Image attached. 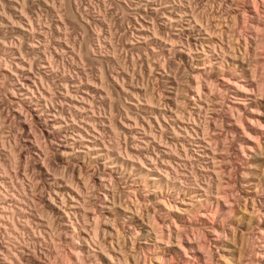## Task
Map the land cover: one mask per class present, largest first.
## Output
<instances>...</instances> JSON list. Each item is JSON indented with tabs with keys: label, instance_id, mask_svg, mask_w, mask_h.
Listing matches in <instances>:
<instances>
[{
	"label": "rangeland",
	"instance_id": "obj_1",
	"mask_svg": "<svg viewBox=\"0 0 264 264\" xmlns=\"http://www.w3.org/2000/svg\"><path fill=\"white\" fill-rule=\"evenodd\" d=\"M67 1L68 3H66V0H0V208L4 206L9 209L5 213L0 210V250H2L0 251V264H3L2 259L4 257H2V255L7 251L8 246L6 233L8 231V218H5L7 217V213H11L13 220L20 223V225L21 222H31L33 229H37L36 235L39 237H36L37 242H33L35 238L27 233L26 227V230H23V228H21L22 225H18L20 227V229L19 227L18 229L21 231V235L19 234L22 238L21 240L25 245H30L27 253L38 255H36L38 260L36 259L35 264H66V262L67 264H125L118 260L125 257L129 258L131 254L135 256V260L138 264H149L156 255L154 254L155 250H157V248H154L155 242L153 238L145 240L142 236H136L137 230L143 232L144 225H140V222L133 223L130 221V217L135 216V213L126 210L125 205L129 202L127 201V192L133 190L134 192L131 198L137 203L138 201L140 202L138 203L141 207L139 208L140 212L144 213L148 210L151 212V215L155 214L154 216L159 222H169L170 218L160 219V216L154 213L155 208L158 212V208L156 207L154 199V192H157V190H154L152 187L153 181L147 180L143 175H139V167L135 168L132 173H128V171L125 170L123 174H119V172L122 171L120 167L110 168L112 164L102 159L91 161L89 158H86L85 161H82L80 157L76 156H83L84 154L81 153H77L68 160L61 156H56V152L53 149L54 146H51L46 138L51 128L45 127L42 123H37L31 114V110H36L42 115L41 104L32 95H24L27 90L21 87L20 78L24 76V74H28L31 80L29 84L38 80L40 74L43 72L40 67V56L42 57L45 54V57L53 58L52 61L55 66L57 65L61 74L71 73L74 75L76 72L78 75L80 73L84 80H95L97 83L100 81L98 78H100L102 74L104 81L108 78L105 84L109 86H107V88L110 89L109 92L111 91V97H114L113 99L118 110H116L114 106L115 109L113 108V114H117L115 119L119 126L121 125L119 120L125 121L126 115H124V113H127L126 109H121L123 106L120 104L124 102L123 104L127 105V108L134 107L133 104L136 105L132 103L135 102L132 101L135 99L128 97L132 94L131 92L135 91L148 94V96L153 95L156 98H160L161 96V100L170 102V104L173 105L172 100L176 98L173 97L176 86H171L168 81H166L168 79L166 71L173 72V76L171 77H174L175 73V78L180 80L186 76V74L182 75L184 68H187V72L191 70V67L188 66L185 61L181 62L178 59L172 58L167 50L164 51L171 43L170 40L177 38L176 35L174 36L173 34L174 30L171 32L170 26L165 24L167 23V18L164 15H167L170 7L179 2V0ZM181 1L187 2L188 0ZM191 1L193 6L199 7L201 11L207 10V12H209L210 10L216 11L226 9L222 7V5H224L221 4L222 0ZM69 3L77 19L73 20L72 16L67 12V5ZM156 11L159 14H157ZM28 16L30 17L28 18ZM155 20L156 22H154ZM87 44H92L91 52L95 54L91 55V58H94L93 61H91L92 59L89 61L87 60L83 65L78 59V54L75 53L79 52L81 48L84 49ZM93 49L95 51H93ZM99 57L100 61L95 59ZM21 65L27 68L22 76L20 75L22 71ZM64 70L66 72H64ZM114 79L116 82H114ZM117 80L120 81L121 85ZM120 86L127 89L129 95L126 94L127 92H123ZM182 86L185 88V84H182ZM52 89V91L50 90V94H53V97H55L54 99L57 107L61 108L59 107L60 105L62 106L59 100L61 88L58 82L56 85H52ZM183 94L184 93L179 94L177 98L182 100V98H184ZM106 97L103 102L105 105L100 106V108L98 107L97 110V112L99 111L104 115L109 114V109L107 108L110 102L109 100H111L108 99L110 98L109 96L108 98ZM106 99L108 100L106 101ZM120 100H122L121 103ZM143 100L141 107H145V99ZM219 100L220 104H218V106H222V109H225L226 112L223 115L224 117L222 116L224 120H229V118H225V116L230 114L228 106H226L227 103L229 106L239 107L241 109V119L244 117V120L242 119L243 124H248L246 121V116L249 112V108L247 109V107H249L248 105L245 108L242 105L235 104L234 101L236 100L232 99L231 96L228 97L227 100L225 99V101ZM258 100L261 102L263 101L260 97H257V101ZM24 102H28V108L23 105ZM65 108L68 109V106H65ZM219 108L221 110V107ZM66 109H64L65 112L67 111ZM105 109L106 112L104 113ZM19 110H22L28 117V122L31 126V132L29 134L24 133L16 118L15 114ZM136 112L138 111L136 110ZM219 112L220 111L213 113L212 111H208L207 118L209 122H207L209 124L211 122L212 124L213 118L211 117L219 119L218 116L222 115L220 114L222 112ZM130 114L132 115L133 113ZM256 115L259 117L260 121L264 122V108L261 106L258 107ZM5 117L9 120L3 122ZM151 119H153V117ZM216 122H218V125L217 128H215V137H217V139L219 138L218 142H220V145L218 144V147L224 149L219 151L221 154L224 153L222 157L225 158L224 161L226 160L223 164V169L225 170V175L223 176L224 190L227 189L226 191H229V194H231V197L228 199L232 204L226 203L225 205L224 199L220 201L223 212L221 213L224 215L220 213L219 216L215 217L216 221L212 220L209 213H207L206 217L201 218L199 215H201V212L202 214L205 213V210H197L198 208L195 209L197 210L195 212L197 214L196 217H200L204 221L211 220L210 222L193 221L185 223L177 219L179 225H187V227L193 226L196 227V229L202 227L204 223L205 227L201 228L203 231L201 237H206L208 240L199 238L197 239L198 241L192 240L189 243L187 239H185L183 244L187 248V255L185 251L178 246L177 241L175 239L172 240L173 245L167 247L166 250V257L169 259L167 260L168 264H264V215L259 218L257 213L253 212L252 209V200H255L257 206H261V202L264 205V175L261 176V173L263 174V170L261 169H264V165L261 163L263 159L260 155L264 146V128L256 127V132H258V137L260 139L258 142L255 140H252L255 142H249L246 135L241 131V127L238 123L236 125L237 129H235L226 126L225 123L222 124L224 126H219V120ZM232 122H234V120H232ZM202 124H204V122H202ZM99 126L100 125H98V128H100ZM104 128L105 134H102V138L104 137L103 140L107 144L116 145V143H119L121 146L126 147L127 144L130 143V138H125L127 140L123 138L124 135L121 134L122 129H120L119 134L116 133V135H114V132H112L110 128ZM224 129L234 130L233 135L235 136H228V142L222 139ZM262 132L263 135L261 134ZM17 133L21 136L19 141L16 140ZM31 135L32 137L29 139ZM77 140L79 145L80 138L77 137ZM239 143H243L244 145L252 143L253 149L248 150L245 148L246 154L242 153ZM225 145H227L228 148H225ZM19 146L25 150L28 156L21 159L22 161L18 159L16 155ZM55 146L57 147V144H55ZM225 149L227 151L223 152ZM46 150L50 151L46 156L47 162L49 159L51 165L53 164L52 167H54L55 172L59 175L58 177L68 182L71 181L74 176L73 181H78L79 184H81L79 187L82 189L83 197H86L85 199L87 200L86 204L89 221L94 222L95 216L98 214L101 215L103 221H100V227L107 232L100 233L99 231V236L98 233L96 234L95 238H93V241H96L95 244L97 243L96 245L94 242L92 243V241H89L91 246L87 247L85 243L81 244L78 240L72 241L71 238L66 237L67 235L64 231L65 227L60 225V222H64L62 219V212H60L58 208H55L54 202L50 199V195L54 198H57V195L54 193L49 194L51 192L49 185L42 176V178L40 177L41 173L35 161V159L39 158L40 162L43 163ZM126 163L128 164L130 162L127 161ZM125 168L126 167H123L122 169ZM242 172L246 174L245 177H242ZM258 180H260L263 185L256 187ZM11 182L16 186H12ZM85 182L86 184H83ZM227 182L229 183L228 186H226ZM148 190L152 193L148 194ZM12 191L15 193L13 194ZM12 194L17 199H22V202L18 204L17 201L15 202L14 199H11L13 197ZM63 198L68 199V194L60 196L57 207ZM244 198H247V203L244 202ZM114 199L116 201L115 205H113V202H115ZM148 199L150 201H148ZM130 207L133 208L131 205ZM21 208L23 210H21ZM262 209L264 211V206ZM123 214L125 216H123ZM33 222H41L44 225L51 223L50 226L46 225L47 232H49H43L40 235L38 233L39 229ZM80 224L84 226L85 221H80ZM221 224H223L222 227H220ZM83 226L80 228H83ZM48 227L52 228L51 231ZM211 229H216L217 232L220 233V236L218 235L217 237L212 234L213 230ZM183 231L181 233H183ZM186 231L190 232V228ZM91 234H89V236ZM43 235L45 236L44 239L41 238L44 237ZM132 241H136V243L132 245ZM100 243L107 245L108 248H105L107 251L103 252L101 250ZM200 243L206 244L207 248L211 249V258H207V254L203 250L201 251L200 249L201 252L198 250ZM112 245L116 252L113 251ZM2 246L3 248L1 249ZM133 246L135 247L132 249ZM160 246L165 248L166 245L160 243ZM192 246L195 248L193 252L190 250ZM34 251H36V253ZM16 253H18L17 250ZM168 255H171V257ZM72 261L74 263H72Z\"/></svg>",
	"mask_w": 264,
	"mask_h": 264
},
{
	"label": "bare ground",
	"instance_id": "obj_2",
	"mask_svg": "<svg viewBox=\"0 0 264 264\" xmlns=\"http://www.w3.org/2000/svg\"><path fill=\"white\" fill-rule=\"evenodd\" d=\"M66 3H68L67 0ZM69 4L67 5L68 9L66 7L67 12L72 16L73 20L77 19L75 18L76 15L73 14L75 12L72 11L71 4ZM221 4H224L222 7H225L226 9L216 11L210 10L209 12H207V10L201 11L199 7L193 6L191 0H188L187 2L179 0V2L170 7L169 13L164 15L167 18V23L165 24L170 26L171 32L174 30L173 34L174 36L176 35L177 38L171 39V43H168L169 46L166 47L164 51L167 50L172 58L178 59L181 62L185 61L187 65L191 67V70L187 72V68H184L182 75L186 74V76L180 80L175 78V73L174 77H171L173 76V72L166 71L168 78L166 81H168L171 86H176L173 96L176 98H173L174 100L171 99L173 105L170 104V102L161 100V96L160 98H156L153 95L148 96V94H142L135 91L131 92L132 94L129 95V91L120 86L123 92H127L126 94L129 95L128 97L135 99L132 100L135 101L132 103L136 104H133L134 107L127 108V105H124V102L121 103L122 100H120V105L123 106L121 109L123 108L127 111L126 114L124 113V115H126L125 121L119 120L121 123L120 126L115 119L117 114H113L114 106L116 107V110H118L113 99L114 97H111V91L109 92L110 89H108V85L105 84V82L108 81V78L104 81L102 74L100 75V78H98L100 79L98 83L95 80H84L80 73L78 75L76 72L74 75L71 73L61 74L57 65L55 66L52 61L53 58L45 57L46 54L44 53V57L40 56V67L43 72L40 74L38 80L29 84L31 81L29 75L24 74V76H22L27 68L24 65H21L22 71L20 75L22 77L20 76V84L24 90H27L24 95H32L35 97L41 104V112L44 115L39 114L36 110H31V114L37 123H42L45 127L51 128V130L48 131L46 138L51 146H54L53 149L56 152V156H61L68 160L77 153H81L84 155L76 156L80 157L82 161H85L86 158H89L91 161L102 159L107 163L112 164V167L110 168L120 167L122 171L119 172V174H123L125 170H127L128 173H132L135 168L139 167L140 172L138 174L143 175L147 180L149 179L150 181H153L152 187L154 190H157V192H154V199L156 207L158 208V212L155 208L154 213L158 214L160 219L170 218L169 222H159L154 216L155 214L151 215V212L148 210L144 213L140 212L139 208L141 207L138 204L140 202L138 201L137 203L131 198V195H133L134 192L133 190L127 192L128 197H126L129 202L125 205L126 210L135 213V216L130 217V221L133 223L140 222V225H144L143 232L137 230L136 236H142L145 240L153 238V241L155 242L154 248H157V250H155L154 254L156 255L152 258L149 264H168L167 260L169 259L166 257V250L167 247L173 245L172 240L174 239L177 241L178 246L185 251L186 255L187 248L183 244L185 239H187V242L189 243L192 240L198 241L197 239L199 238L208 240L206 237H201V235H203L201 228L205 227L204 223L202 224V227L196 229V227L193 226L187 227V225H179L177 219L185 223L193 221L210 222L211 220L204 221L201 219L202 217H206L207 213H209L212 220L216 221L215 217L219 216L222 212V204L220 201L224 199L223 201L225 205L226 203L232 204L228 199L231 197V194H229V191H226L227 189L224 190L225 186L223 184V176L225 175L223 164L226 160L224 161L225 158H223L222 155L224 154L223 152H226L227 150L225 149V151L222 152L223 154L219 151L224 149L218 147V144L220 145V142H218L219 138L217 139V137H215V128H217L218 125V122L216 121H220L219 126H224L222 124L225 123L226 126L235 129H237L236 125L238 123L241 127V131L246 135L249 142H258L260 139L258 137V132H256V127L264 128V122L260 121L259 117L256 115L258 107L261 106L264 108V0H222ZM156 13L159 14L157 11ZM29 17L30 16H28V18ZM154 22H156V20ZM80 25L84 27L82 24ZM91 45L87 44V46H84V49L81 48L79 52L75 51L77 52L75 54H78V59L83 65L86 63L85 61H89L90 59L93 61L94 59L91 58V55L95 54L94 52H91ZM93 51L95 50L93 49ZM95 59L100 61V57ZM64 72L66 71L64 70ZM57 82L61 88L59 95L60 104H62V106L60 105L59 107L61 108L57 107L55 104V97H53V94H50L52 85H56ZM114 82H116L115 79ZM182 84H185V88ZM182 93H184V98L179 100L177 97ZM108 96L110 98H108ZM230 96L232 99L236 100L234 101L235 104L242 105L245 108L247 105L249 106L247 107V109L249 108V112L246 116V121L248 122L247 125L242 122L244 117L241 119V109L237 106H229L227 103L226 106H228L230 114L225 116V118L227 117L229 120L226 119V121L222 118L226 112L225 109H222V106H218V104H220L219 99L225 101V99L227 100ZM105 97L111 99L109 100L110 102L107 108L109 109L108 115L101 114L99 111L97 112L98 107L100 108V106L105 105L103 104ZM257 97H260L263 101H257ZM108 99H106V101ZM143 99H145V107H141L143 103L142 101H144ZM27 104L28 102H24L23 105L28 108ZM65 106H68V109H66ZM157 106L161 109H158ZM219 107H221V110ZM64 109L67 111L65 112ZM136 110L138 112H136ZM208 111H212L213 113L220 111L222 113H219L222 115L218 116L219 119L211 117L214 122L212 121V124L210 122V125L207 118ZM105 112L106 109L104 113ZM130 113L133 114L131 115ZM15 115L24 133L29 134L31 132V126L28 122V117L22 112V110H19ZM152 117L153 119H151ZM7 120L9 119L5 117L3 122H6ZM232 120H234V122H232ZM202 122H204V124H202ZM98 125H100V128H98ZM104 127L110 128V130L114 132V135H116V133L119 134L120 129H122L121 134L124 135L123 138H130V143H128L126 147L121 146L119 143H116V145L110 143L112 146L107 144L103 140L104 137L102 138V134L105 131ZM223 131V141L228 142V136H235L233 135L234 130L224 129ZM261 134L263 135V132ZM31 137L32 135L29 136V139H31ZM77 137L80 138L79 145ZM20 139L21 136L17 133L16 140L19 141ZM55 144H57V147ZM225 146V148H228L227 145ZM239 146L242 153H245L246 149H253L252 143H248L247 145L239 143ZM262 150L263 151L260 150L262 152L260 155L263 159V162L261 163L264 165V146ZM49 152V150L45 151L43 163L40 162L39 158L35 159V161L37 168H39L41 173L40 177L42 176L45 182L49 185L51 191L49 194L54 193L57 195V198L50 195V199L54 202L55 208H58V210L62 212V219L64 222H60V225L65 227L64 231L67 235L66 237L71 238L72 241L78 240L81 244L85 243L87 247H90V242H94L93 238H95L99 231L100 233L107 232L100 227V221H103V219L101 215L98 214L95 216L94 222L89 221L86 204L87 200L85 199L86 197H83L82 189L79 187L81 184H79L78 181H73V174L71 181L68 182L63 180V178L58 177L59 175H57L54 167H52L53 164L51 165L49 159L47 162L46 156ZM16 153L17 158L20 160L28 157L21 146L18 147ZM127 161L130 163L127 164ZM123 167L126 168L122 169ZM261 170H263V174L261 173L262 176L264 175V169L262 168ZM69 172L72 173L71 171ZM242 174V177L246 176L244 172H242ZM83 184H86V182ZM228 185L229 183L227 182L226 186ZM261 185H263V183L258 180L256 187ZM12 186L14 185L12 184ZM12 192L13 194L15 193L14 191ZM147 193L150 194L152 192L148 190ZM64 194H68L69 198L61 199V203L57 207V202L60 199V196H64ZM11 199H14L15 202L17 201L18 204L22 202V199H17L14 196ZM148 201L150 200L148 199ZM244 202L247 203V198H244ZM113 203V205H115L116 201ZM130 205L133 206V208H131ZM252 205L253 212L257 213L259 218L263 217V203L261 202V206H257L255 200H252ZM196 208H198L197 210H205V213L203 214L200 211L201 215L199 216H201V218L196 217ZM0 210L5 213L9 209L3 206ZM21 210L23 209L21 208ZM6 215L7 217L5 218H8V231L6 232L8 246L7 251L2 255V257H4L2 259L3 264H35L38 255L27 253L30 245H25L21 240L19 226L22 225L21 228H23V230L26 227L28 231L26 232L35 238V240L33 239V242H37L36 237H39L36 235L37 229H33L31 222H21L20 225V223L13 220L11 213H7ZM123 216L125 215L123 214ZM80 221H85V225H81ZM33 223H35V226L39 229L38 233L40 235L43 232H49H47V226H50V222V224L47 223L45 225L41 222ZM222 225L223 224H221L220 227H222ZM82 226L83 228H80ZM188 228H190V232L186 231ZM48 229L51 231L52 228L48 227ZM211 230H213L212 234L217 237L218 235L220 236V233H218L216 229ZM182 231L183 233H181ZM89 234L91 235L89 236ZM41 238L44 239L45 236ZM103 243H100L99 245H101V250L104 252L107 251L105 248L108 247ZM131 243L134 245L136 241H132ZM160 243L166 245L165 248H162ZM134 247L135 246H133L132 249ZM192 247L190 249L191 252L195 249ZM2 248L3 246L1 249ZM112 249L115 251L114 246ZM200 249L207 254V258L212 257L211 249H208L206 244L200 243L198 250L200 251ZM16 250L18 253H16ZM34 252L36 253V251ZM168 256L171 257V255ZM118 261L125 264H138L133 254H131L129 258H121V260L119 259ZM72 263L74 262L72 261Z\"/></svg>",
	"mask_w": 264,
	"mask_h": 264
}]
</instances>
